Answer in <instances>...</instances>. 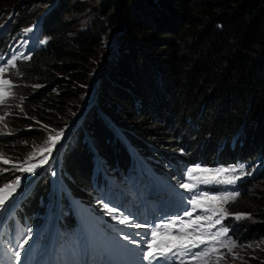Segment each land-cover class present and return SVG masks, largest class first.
I'll return each mask as SVG.
<instances>
[{"label":"trees","instance_id":"trees-1","mask_svg":"<svg viewBox=\"0 0 264 264\" xmlns=\"http://www.w3.org/2000/svg\"><path fill=\"white\" fill-rule=\"evenodd\" d=\"M123 1L127 22L119 21L118 30L111 32L108 44L117 39V45L113 49L106 45L103 52L110 55L91 84L93 67L103 53L102 39L90 38L97 26L86 37L82 29L67 30L63 0L49 7L42 3L18 7L13 24L44 16L38 33L45 35L48 46L35 49L29 59L17 60L14 67L4 66L10 79L21 76V82L32 80L35 86L17 103L10 120L11 130L17 132L0 137V153L15 161H24L42 139L32 126L23 127L37 121L64 134L71 113L82 106V88L95 84L83 126L71 139L77 145L65 153L70 159L60 169L66 190L84 209L91 202L101 207L98 200L106 205L95 160L102 172L113 174L103 163L115 167V157L123 154L118 146L120 154L114 149L111 136L117 130L140 146L134 150L147 156L144 149L150 146L158 158L179 156L173 153L181 150L199 154L208 146L202 154L210 153L209 160L218 154L226 163L264 150V0ZM13 2L0 0V8ZM115 13L110 17L116 19ZM13 31L9 29L1 41L5 53ZM102 35L103 31L99 38ZM232 134L238 139L230 147ZM136 162L143 165L140 159ZM53 173L44 175V186L37 189L36 184L33 196L22 204L23 213L37 218L43 212L54 187ZM11 176L5 174L2 181L0 175V186Z\"/></svg>","mask_w":264,"mask_h":264},{"label":"rangeland","instance_id":"rangeland-1","mask_svg":"<svg viewBox=\"0 0 264 264\" xmlns=\"http://www.w3.org/2000/svg\"><path fill=\"white\" fill-rule=\"evenodd\" d=\"M59 0H14L12 6L9 8H0V28L5 27L4 32H8L10 29V32L12 30V26L15 25V30L13 31V35L9 37V41H11L10 46L7 43L6 49L10 51V53L15 57V59H22L26 60L31 57L35 49L40 48L41 46L44 45L48 46L47 44V39L45 35H39L38 33V22H41L44 20V16L39 17L38 19H35L32 22L29 23H14V20L19 16L16 13V10L18 7L21 5V8L26 5L27 3H30V5H42L47 4V7L52 4V6H55ZM64 1V6L62 8V16L67 24V30L72 31V33H75L78 31V29H82L81 35L82 36H87L88 32L90 31V28L96 27L95 29L92 30L91 32V37H95L96 41L102 39V46L99 48L100 52L102 53L106 47V45L111 46V42L108 44V39L113 31L118 30L119 28V21L127 22V19L125 17V4L126 2L121 0H109L108 3H106V0H63ZM118 3V4H117ZM125 3V4H124ZM105 4H108L105 6ZM132 4V3H131ZM51 7L49 8V10ZM26 12H29V9L26 10ZM25 12V14H26ZM116 12V13H115ZM115 13L116 14V19H113L110 17L111 14ZM16 14V15H15ZM10 25V28H9ZM25 26V27H24ZM99 26V28H98ZM123 26V25H122ZM120 25V29L122 28ZM101 31H103L102 38H99L101 36ZM2 33H0V41H5L3 36H1ZM114 35V34H113ZM37 37V38H36ZM12 39V40H11ZM117 45V39L113 42V45L111 46V49L115 48ZM5 49V48H4ZM110 53L109 51H105L101 54V58L98 60L97 64L95 67H93V73H91V77L89 78V82L96 81L98 79V72L99 69L102 65L105 64L107 58L109 57ZM6 66H10L5 64ZM80 72V70H79ZM93 75V76H92ZM3 79H8L12 83V87L10 89V94H7L5 96V102L0 103V116L4 117L3 121H0V137L4 135H9L13 132H17L16 130H11L10 128V120L13 117V114L15 112V108H17V103L21 101L22 99L26 98V92L28 91H34L35 86H34V81H22L25 83L21 82V76H17V79H10V76L8 72L6 71L4 74H2ZM93 79V80H92ZM46 84V82H45ZM42 86L44 84H41ZM90 86V85H89ZM89 86L83 87L81 91V95H83V102L81 106V110L85 108V112L88 109V107L91 105L92 100L94 99L93 95L95 96L96 89H95V84H93L92 88L90 86L91 93L89 92ZM38 87V86H37ZM87 90L88 92H85ZM95 90V92H93ZM90 93L89 95H87ZM92 95V100L87 101V99ZM82 97L80 98V100ZM85 99V100H84ZM78 108V107H77ZM76 109V111H78ZM25 110V109H24ZM76 111H73L67 120V123H70L72 120H78V116L81 113H76ZM76 113V114H75ZM75 114V115H74ZM74 116V117H73ZM79 121V120H78ZM30 126L34 128V130L39 131L41 134L42 139L39 140L34 148L31 149V153L27 155L28 157L24 161H15L11 160L7 157H5L2 153L0 155L3 158L8 159L12 163H16L18 165H23V166H30L31 164H39V161L43 158V155L40 153L39 149L45 145V142L47 141V138L49 135H56L57 132H54L50 128L46 127V124H39L37 121H33L31 125L27 127H23L22 130L29 129ZM65 127V126H64ZM63 127V128H64ZM75 128V130H74ZM65 130V129H63ZM78 128L76 125L71 127L69 130L67 129L63 136L60 138L58 143H56L55 147H58V151L60 149L66 148L69 149L75 142V140H71L72 137H74L75 133L77 132ZM69 133V134H68ZM238 136V135H237ZM113 143L116 144L114 145V149L116 150V154H120L118 152V149L116 146H118L119 149H123V145L121 144L120 140L113 134L112 136ZM69 138V139H68ZM236 139H238L236 137ZM71 140V141H70ZM70 141V143H68ZM61 144V145H60ZM68 144V146H67ZM75 144H77L75 142ZM60 145V147L58 146ZM54 147V148H55ZM87 148H89L88 145H86ZM53 148V150H54ZM125 148L128 149V147L125 145ZM208 148H202L199 149V154L196 157L197 159H200L202 157V152L204 153L205 150ZM90 149V148H89ZM144 150L151 151L152 148L148 146ZM188 150H181V152H176L173 153L175 155H181V153L187 157H190L188 155ZM58 153V152H57ZM44 155H47L45 153ZM66 158L69 160L70 159V153L66 156L65 153H62L59 155V159L61 161L60 163V169L65 162ZM54 159V157H53ZM51 156L48 157V160L46 163L43 165H39L35 168L34 171L32 172H20V171H12V170H7L5 169H10L11 164L5 165L2 162H0V175H2V181H4L5 177L4 175H12L9 177V180L7 183L12 182L15 180L16 177L21 178V185H19L18 188H16V191L12 193L11 196L13 198H17L21 195L22 189L26 187L25 182H27V189L31 191V194L33 196L36 184H37V189L40 188L41 186L45 185V178L46 176L44 175H50V173L53 170V183L54 187L53 189L50 190L48 194V202L49 205L55 202L56 198H62L65 195H71L69 192L63 194L62 190L64 187L66 188V184H64L63 180L61 179V172L59 170L55 171L53 169V166L50 165L51 162ZM175 166L179 165V161L177 157H175ZM25 161H27V164H25ZM51 161V162H50ZM259 160L256 159V157L252 159H247V158H237L234 159V162H231L228 165H223L222 163H211V164H205V166L202 167H208V168H228V167H239L240 165L244 166V174L241 175L239 172L237 173H232V175H239L240 179L241 178H252L254 177V172L256 171L257 167H253L251 162H257ZM261 163V161H259ZM50 163V164H49ZM103 163V161H102ZM50 165V166H48ZM103 165L107 168V165L103 163ZM200 165V164H196ZM192 166H195L192 165ZM191 166V167H192ZM264 167V166H263ZM49 168H52L49 171ZM95 168H96V173L97 176L99 177L100 173L102 172V168H100L99 164L97 163V160H95ZM184 170L187 169V167L183 168ZM106 173V171L104 172ZM107 174V173H106ZM36 178V182L32 178ZM239 180V179H238ZM238 180L234 183L236 184ZM246 181V180H245ZM35 184V186H34ZM2 186V185H1ZM34 186V188H32ZM241 191H232V192H227V193H238V195L235 196L234 199L229 200L225 205L226 211L229 213L228 216H231L242 230L243 233H253L257 232L261 233L260 228L262 224H264V175L259 174L258 176L255 177V182L251 184H247L244 182L242 185ZM19 191V193H18ZM210 194H223V193H214V192H209ZM226 193V192H224ZM259 199V200H258ZM97 203V202H96ZM98 203L101 205V207L95 206L94 203L88 204L86 206V210L94 212V213H99V214H107L106 212L102 211V207H104L99 201ZM30 205V204H29ZM237 207H243L244 209H238ZM208 213L200 214L201 216L207 215ZM235 214H241L243 218L241 219H236ZM207 228L208 225L207 223H204L202 228ZM235 230V228H232ZM237 233H241V230L238 229ZM228 238V237H225ZM256 240L254 237L250 236H244L240 235L239 238L237 239L236 244L237 247L232 249V252L229 253L227 248H222L218 251V255L214 256L213 259L208 260V264H264V236L259 235L256 236ZM248 245H251V247H248ZM243 246V247H241Z\"/></svg>","mask_w":264,"mask_h":264},{"label":"snow or ice","instance_id":"snow-or-ice-1","mask_svg":"<svg viewBox=\"0 0 264 264\" xmlns=\"http://www.w3.org/2000/svg\"><path fill=\"white\" fill-rule=\"evenodd\" d=\"M7 65L15 66L14 59H9ZM7 71L6 67H0V77ZM12 83L8 79L0 78V103L5 102V96L10 94ZM4 117L0 116V121H3ZM63 136V131L56 133V135H49L45 145L39 149L43 158L39 161V164H31L30 166L18 165L12 163L7 159L0 158V162L5 165L11 164L10 169L12 171L20 172H32L39 165H43L47 162L48 156L51 155L56 143ZM47 153V155H44ZM27 164V161H25ZM186 177L189 182L181 183L180 187L191 191L192 195L189 199L191 205V211H185L184 216H179L169 219L167 222L151 227L150 233L145 235L148 237L143 241L144 247L140 249L141 264L147 262V264H170L172 258L183 257L191 254L193 261H198L199 264H208L207 258L217 251L215 245L219 244L221 248H227L231 253L232 249L237 247L235 241L227 237L228 228L220 227L217 231L212 232L211 228L221 225L223 220L229 215L224 205L231 199H234L238 193H223V194H210L208 191H195L200 185H232L238 179L239 175H232V173L239 172L244 174V166L239 167H220V168H208L200 165L188 167L186 170ZM21 182L20 177H16L14 181L5 183L0 186V209L5 207L6 201L16 191ZM197 210L208 213L201 216L196 215L195 219L193 213ZM104 211L108 214L118 212L117 207L104 206ZM185 217L189 220L186 221ZM236 219L243 218L241 214H235ZM112 219L117 220L121 225H131L134 228L145 227L140 223H133L132 220L127 217L112 216ZM207 223L208 228H202V224ZM139 235V233L137 234ZM28 236H31V229L28 230ZM125 240H129L132 244H139L137 240L131 239L129 236L124 237ZM211 243L213 247L205 248L202 251L192 252V249L199 248L201 245ZM28 244V239H24L22 243L18 245L20 251L13 253L15 260L19 261L21 258V251L24 250L25 245ZM243 247V246H241ZM251 247V245H248Z\"/></svg>","mask_w":264,"mask_h":264},{"label":"clouds","instance_id":"clouds-1","mask_svg":"<svg viewBox=\"0 0 264 264\" xmlns=\"http://www.w3.org/2000/svg\"><path fill=\"white\" fill-rule=\"evenodd\" d=\"M4 31H5V27L0 28V33H2L1 36H4L6 34V32H4ZM7 43L10 46L11 41L8 40ZM8 56L10 59H14L15 62L17 60H22V59H15V57L10 53L9 50L6 53L5 52L0 53V58L2 60ZM8 60L9 59H5L4 63ZM4 66H6V65H4ZM10 66H12V65H10ZM10 66H6V67H10ZM0 67H2L1 64H0ZM80 111H81V113L77 117L79 121L77 119L73 120V118H72L71 123L67 128L68 130L71 127H73L74 125H76L78 129L82 128V126H83L82 119H83V116L85 114V108L82 110L80 108L77 113H79ZM116 136L120 140L121 144L123 145V154L115 157V159H116L115 160L116 161L115 167H111L110 165L107 166V168L113 172L112 175H109L110 180H113L114 177H116L118 180L125 179V173L124 172L126 171V168L129 166V164L131 165L133 163H137L136 158L140 159V163L143 165H146V164L155 165L156 167H158V169L161 173L163 172V170L166 171L165 174H162V176H159V178L155 184H147L146 186H144L143 190L141 191V195L138 196V200L140 202H143L144 204H149V206L146 209V213L151 219H154V224H156V225L160 224L162 222H167L171 218L179 217L184 212V210H183V212L181 214H179L181 203L177 202V199H176L180 194L184 195V191H183L184 189L180 187L181 183H187L188 182L187 177H186V171L183 169L184 167L188 168L194 164L195 165L200 164V166H205V164H211V163H217V162L222 163L223 165H228L231 163V161L229 159L226 161V163H223L222 161H220L218 154L212 160H209L210 153H207L206 155L202 154V157L200 159L196 158L198 156V154H191V155L188 154L190 157H187V156L182 154L179 156H175V157H177V159L179 161L178 166H173V165L169 166L168 165L169 163L172 164V158H170L169 156L163 155L162 158H158L155 156L156 154H155L153 149L151 151L147 152V156H144L140 153V151L134 150L135 148H138L140 150V146H138V144L135 143L134 140L130 139L127 135L123 134L122 132H120L118 130L116 131ZM121 137H124L126 139V141H128V143H126L125 141H122ZM236 137H237V135H235V134H232V136L230 137V139H229V146L230 147H232L235 144ZM86 138H88V135L82 139H86ZM75 142L73 144L74 146L77 145V144H75ZM131 144H134L135 147H132ZM125 145L128 147V149L125 148ZM130 147L132 148V150H130ZM67 151H68V149L66 150V148L60 149L58 151V153L53 156L54 159L52 157L53 161L52 162L50 161L51 164L50 163L49 164L53 166V169L55 171H57V170L60 171L61 161L59 159V155L62 153H66ZM124 154H125V156L122 157V155H124ZM5 157H7V156H5ZM254 157H256L257 160L261 161L259 170L256 169L255 176H258L259 174L264 175V167H263L264 166V150H262L259 153H255L253 155H244L241 157H234V159H237V158L252 159ZM0 158H3V157L0 155ZM7 158H9V157H7ZM3 159H6V158H3ZM50 165H48V166H50ZM178 168H181L182 171L181 172L178 171L177 170ZM51 169L52 168H49V171ZM105 177H106V173L101 172L100 177H99V179H100L99 187H100V190L102 193L101 198L106 203L107 206L117 207L119 209L118 212H115L112 214H114V216H117V217L127 216L132 220L133 223H140L142 225H145V227H141V228H134L131 225H125L126 231H128L129 233L148 232V229H147L148 227L146 226V224H144L143 222H140L137 219L138 214H141L143 211H145V207L143 205H140L139 203L134 202L133 197H129V196H127V197L120 196V197L114 198L110 201L108 198L107 192L104 190V187H107L109 182L106 183L104 187L101 186V183ZM33 179L36 182V178L34 177ZM246 179L247 178H241L238 180V182L236 184H232V185H220V187L221 186L223 187V190L221 192H217V193L241 191V190H243L242 185L244 184ZM165 188H168V189H165ZM68 197H70V195H68ZM54 203H52L51 205H49V203H47V205H48V207H52ZM101 204L103 206H105L103 203H101ZM80 205L83 206L82 204H80ZM102 211L105 212L104 207H102ZM89 212H91V211H89ZM91 213L96 214L94 212H91ZM204 213H205L204 211L200 210L196 213V215H200V214H204ZM106 215H110V214H108V213L107 214H101V218L106 217ZM141 215L143 216V219L141 221H143L145 218H148L144 214H141ZM196 215L193 214L192 219H195ZM186 218L187 217H185V219ZM202 226H203V224H202ZM220 227L228 228L229 231L227 233V237L232 239L233 241H237V239L239 238L240 235H244V236L248 235L250 237H254L255 240L257 239L256 236H259V235L264 236V224H262V226L259 230V231H261V233H258L257 235H256L257 232L243 233V230L239 226H237V224H235V222L231 216H227L223 220L221 225H217V226L211 228V231L215 232V229H219ZM232 228H235V230H233ZM238 229L241 230V233H237ZM202 246H203V248L200 251L204 250L205 248L213 247V245L211 243H208V244H205ZM215 247H216L217 251L212 253L207 258L208 260H211V259H213L214 256H217L219 254L218 251L220 249H222L219 244H216ZM189 255H191V254H189ZM123 258L127 259V258H130V256L125 254V255H123ZM118 264H124V262L123 261L121 262L119 260ZM194 264H199V262L196 261V263H194Z\"/></svg>","mask_w":264,"mask_h":264},{"label":"bare ground","instance_id":"bare-ground-1","mask_svg":"<svg viewBox=\"0 0 264 264\" xmlns=\"http://www.w3.org/2000/svg\"><path fill=\"white\" fill-rule=\"evenodd\" d=\"M3 47V43L0 41V53H3V50H4V48H2ZM74 130H75V128H74ZM69 134V133H68ZM238 137V136H237ZM69 139V138H68ZM61 145V144H60ZM60 145H58L59 147H60ZM225 151V150H224ZM57 152H58V147H55L54 148V150H52V152H51V159H52V157L54 156V155H56L57 154ZM3 159V158H2ZM231 162H234V159H229ZM252 163V165H253V167L255 168V167H257V170H259V167H260V162L259 161H257V162H251ZM178 171H182V169L180 168V169H177ZM255 173H256V171L254 172V175H255ZM255 177L256 176H254V177H252V178H247L246 179V183L247 184H251V183H254L255 182ZM218 229H215V231H217Z\"/></svg>","mask_w":264,"mask_h":264},{"label":"water","instance_id":"water-1","mask_svg":"<svg viewBox=\"0 0 264 264\" xmlns=\"http://www.w3.org/2000/svg\"><path fill=\"white\" fill-rule=\"evenodd\" d=\"M93 92H95V90ZM93 97H94V95H93ZM93 97H92V95H90V97L87 99V101H91Z\"/></svg>","mask_w":264,"mask_h":264}]
</instances>
